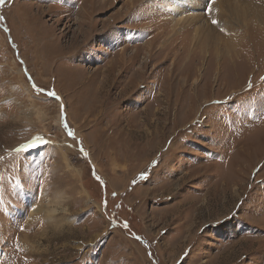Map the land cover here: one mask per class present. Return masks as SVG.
I'll use <instances>...</instances> for the list:
<instances>
[{"label":"rangeland","instance_id":"1","mask_svg":"<svg viewBox=\"0 0 264 264\" xmlns=\"http://www.w3.org/2000/svg\"><path fill=\"white\" fill-rule=\"evenodd\" d=\"M0 264H264V0L0 4Z\"/></svg>","mask_w":264,"mask_h":264},{"label":"snow or ice","instance_id":"2","mask_svg":"<svg viewBox=\"0 0 264 264\" xmlns=\"http://www.w3.org/2000/svg\"><path fill=\"white\" fill-rule=\"evenodd\" d=\"M4 2H5V0H0V4H3ZM212 23L215 25V24H218L219 21L212 20ZM29 80L31 81V76L30 75H29ZM32 86H33L34 90L37 91L38 93H44L46 91L43 88H39L35 84L34 81H32ZM46 95L49 96V97H53V98L57 97V93L54 90L53 91H47L46 92ZM65 127L67 129L66 135L69 136V137H75V135H76L75 131L70 126H68L67 124L65 125ZM36 139L43 140L42 137H36ZM35 146H36L35 145V142L32 141V142H30L28 144L21 145V148L22 149H28L30 147H35ZM81 152H83V149H81ZM84 155L86 156L87 153H84ZM141 175L143 176L144 174L142 173ZM96 179L99 181L100 180V177L97 176ZM133 184H135V181H133ZM112 195L115 196L116 193H112ZM104 205H105V207L107 206V201L106 200L104 201ZM124 227L125 228H128L129 227V224H128L127 221L124 222ZM137 239H141V237H137Z\"/></svg>","mask_w":264,"mask_h":264},{"label":"bare ground","instance_id":"3","mask_svg":"<svg viewBox=\"0 0 264 264\" xmlns=\"http://www.w3.org/2000/svg\"><path fill=\"white\" fill-rule=\"evenodd\" d=\"M263 1V0H262ZM185 4V3H184ZM255 5V4H254ZM179 6L181 8V10H183L186 6H183L182 3H179ZM186 9V8H185ZM179 10V9H178ZM257 13V12H256ZM182 21V20H181ZM184 22V21H183ZM115 23V22H114Z\"/></svg>","mask_w":264,"mask_h":264}]
</instances>
